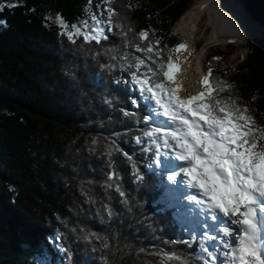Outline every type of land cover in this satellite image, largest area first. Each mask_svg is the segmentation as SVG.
<instances>
[{
    "label": "trees",
    "instance_id": "trees-1",
    "mask_svg": "<svg viewBox=\"0 0 264 264\" xmlns=\"http://www.w3.org/2000/svg\"><path fill=\"white\" fill-rule=\"evenodd\" d=\"M97 1L3 0L18 6L0 10V264H160L171 252L203 264L199 236L191 241L164 197L166 171L142 150L147 141L134 139L150 109L120 67L125 53L142 55L132 47L141 30L167 55L181 43L172 29L200 0H114L113 23L123 29L113 27L108 40L72 43L60 34L53 17L76 23L98 14ZM240 1L264 23V0ZM235 48L242 56L248 49L238 71L213 76L233 85L222 95L246 102L264 125V39ZM209 56L206 70L214 69ZM113 140L133 156L142 180L122 153L108 156ZM112 161L115 181L108 180Z\"/></svg>",
    "mask_w": 264,
    "mask_h": 264
},
{
    "label": "snow or ice",
    "instance_id": "snow-or-ice-1",
    "mask_svg": "<svg viewBox=\"0 0 264 264\" xmlns=\"http://www.w3.org/2000/svg\"><path fill=\"white\" fill-rule=\"evenodd\" d=\"M101 2L106 5V20L95 13L71 24L60 15L53 17L60 34L72 43L83 37L85 43L100 44L109 39L107 33L113 27L123 29L122 24L113 23L117 16L114 0ZM5 6L18 5H5L0 0V10ZM131 31L128 28L121 35L127 37ZM137 35L141 43L132 47L142 55L130 57L125 53L120 66L130 77L125 82L139 92L150 109L143 116L146 130L134 139L137 144L147 141L142 150L153 153V163L160 166L161 172L168 171L171 186L162 185L164 197L189 231L191 241L199 236L196 258L203 264H264V125L254 118L253 109L246 102L222 95L230 92L233 85L214 78L210 65L197 81L201 90L181 95L187 90L179 79L183 72L177 54L187 45L180 43L164 55L166 46H161L159 39L150 40L149 31L141 30ZM132 104L140 106L135 99ZM124 115L136 113L125 111ZM114 152L122 153L137 179H143L133 156L115 140L108 146L107 154L111 157ZM114 164H110L113 170L108 173L109 181L119 178ZM107 186L111 188L113 184ZM115 190L125 195L119 184ZM191 241L180 243L191 247ZM171 261L192 264L187 256L176 252L163 253L160 264Z\"/></svg>",
    "mask_w": 264,
    "mask_h": 264
},
{
    "label": "bare ground",
    "instance_id": "bare-ground-1",
    "mask_svg": "<svg viewBox=\"0 0 264 264\" xmlns=\"http://www.w3.org/2000/svg\"><path fill=\"white\" fill-rule=\"evenodd\" d=\"M228 1L200 0L175 27L181 43L187 45L186 50L177 54L183 72L179 79L187 90L181 93L183 96L201 90L197 81L206 74V60L211 48L231 43L238 45L263 36V28L260 25L251 23L244 17H239L238 22L235 16L237 13L231 9V2L229 4ZM236 8L240 9L241 5H236ZM257 26L261 27V33H257ZM256 35L261 36L255 37ZM199 40L203 43L196 47ZM189 52L192 53L191 56L188 55Z\"/></svg>",
    "mask_w": 264,
    "mask_h": 264
},
{
    "label": "rangeland",
    "instance_id": "rangeland-1",
    "mask_svg": "<svg viewBox=\"0 0 264 264\" xmlns=\"http://www.w3.org/2000/svg\"><path fill=\"white\" fill-rule=\"evenodd\" d=\"M97 4L100 6L97 16L101 20H106V18H107V12L105 11L106 5L102 4L101 0H98ZM175 27L172 29L171 33H172V35L176 36L181 42V38L175 32ZM257 27H258L257 33H261V31H260L261 27H259V26H257ZM202 43H203V41L199 40L196 47L201 46ZM235 46H236V44L231 43V44H226V45H222V46H217V47L211 48L209 50V53H208V55H210L209 56V63L211 65H214V73L216 75H220L223 72H225V74L227 76H231V75H234L238 71V65L241 64L244 61V59L246 58V56L248 54V49H247L245 55L242 56L237 51ZM213 57H219V59H213ZM207 60H208V56H207ZM206 65H207V63H206ZM205 68H206V66H205ZM165 171H166V174L168 175V171L167 170H165ZM164 180L167 183V185H169V182L167 181V176L164 177ZM169 186H171V185H169ZM62 250L63 249L60 248V251H62ZM221 251H223L222 247H221Z\"/></svg>",
    "mask_w": 264,
    "mask_h": 264
},
{
    "label": "water",
    "instance_id": "water-1",
    "mask_svg": "<svg viewBox=\"0 0 264 264\" xmlns=\"http://www.w3.org/2000/svg\"><path fill=\"white\" fill-rule=\"evenodd\" d=\"M228 2H229V4H230V2H231V5H229V6L231 7V9H233V11H235V12L237 13V15H235V16H236V20H237L238 22H240V20H239L240 18H239V17H244V18H246L249 22L260 25V26L263 28V36H264V23L257 22V21H255V20H253V19L251 18V16L249 15V13L246 11V9H245L243 3H242L240 0H229ZM238 4L241 5V8H240V9H237V8H236V5H238ZM263 36H262V39H264ZM254 39H257V38H254Z\"/></svg>",
    "mask_w": 264,
    "mask_h": 264
}]
</instances>
